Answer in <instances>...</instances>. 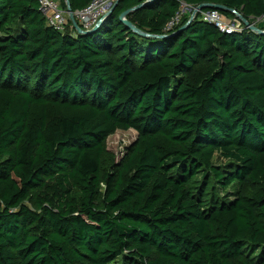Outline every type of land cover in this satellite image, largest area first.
Wrapping results in <instances>:
<instances>
[{
	"label": "trees",
	"instance_id": "1",
	"mask_svg": "<svg viewBox=\"0 0 264 264\" xmlns=\"http://www.w3.org/2000/svg\"><path fill=\"white\" fill-rule=\"evenodd\" d=\"M146 1L83 34L0 0V264H264V33L166 29L184 1L264 31V0H155L142 35Z\"/></svg>",
	"mask_w": 264,
	"mask_h": 264
},
{
	"label": "built area",
	"instance_id": "2",
	"mask_svg": "<svg viewBox=\"0 0 264 264\" xmlns=\"http://www.w3.org/2000/svg\"><path fill=\"white\" fill-rule=\"evenodd\" d=\"M39 8L46 18V21L49 26L54 29L64 32L66 31V27L71 20L70 13L68 12V8L64 9L61 7L58 0H38ZM116 0H92L91 3L84 9L76 10L73 12V16L81 28L82 31L92 29L98 21H100L103 17H106L108 14L112 13V9L115 6ZM186 2H181V7H183ZM191 6V5H190ZM181 7L178 13L169 21L166 29H172L179 23H181L182 13ZM192 10V18H196L199 16L202 20L206 22H210L215 24L222 32L231 33L234 31H242L244 28H250V26H242L239 24L230 23V21L226 19L227 16H224L218 9L210 8L209 10H205L196 6L191 7ZM238 21H243L241 18ZM73 23V21H72ZM73 29L75 31L77 28L74 23L72 24ZM78 31V30H77Z\"/></svg>",
	"mask_w": 264,
	"mask_h": 264
},
{
	"label": "rangeland",
	"instance_id": "3",
	"mask_svg": "<svg viewBox=\"0 0 264 264\" xmlns=\"http://www.w3.org/2000/svg\"><path fill=\"white\" fill-rule=\"evenodd\" d=\"M196 6L199 7L198 5H191L190 4H184L183 7H181V13H182V18H189L188 20L193 17L192 15V10L191 7ZM234 15L227 16L226 19L227 21L229 20L230 23H235L240 24L242 26H246L244 21H238L240 20V17L238 13H235L232 11ZM199 17V16H197ZM200 18V17H199ZM194 19V18H193ZM201 19V18H200ZM204 20V19H203ZM189 21L186 23L188 24ZM254 30V29H252ZM256 31V30H254ZM137 131L134 129H129L127 131L119 130L113 135L109 136L107 141H106V150H107V156L105 158V165L108 164V161L112 159V157H116L117 160L121 159L124 157L127 152L129 151L130 146L136 141L137 139ZM214 161L217 162V164H224L226 163V159L218 154L215 155ZM109 165V164H108Z\"/></svg>",
	"mask_w": 264,
	"mask_h": 264
},
{
	"label": "water",
	"instance_id": "4",
	"mask_svg": "<svg viewBox=\"0 0 264 264\" xmlns=\"http://www.w3.org/2000/svg\"><path fill=\"white\" fill-rule=\"evenodd\" d=\"M119 1H120V0H116V2H115V6L119 3ZM153 1H155V0H148V1L144 2V3H142L141 5H138V6H136V7H133V8H131V9H129V10H126L124 13H122V15H121V19H122V20L125 22V24H126L130 29H132L133 31L138 32V33H140V34H142V35H148L147 33H145V32H143V31L139 30V29H138L135 25H133L131 22H129V21L127 20L126 16H127V14H129L130 12H132L133 10H135V9H137V8H140L141 6H144V5H146V4L150 3V2H153ZM66 3H67L68 12L70 13L71 20L73 21V23H74L75 27L77 28V30H78L79 32H82L83 34H90V33L95 32V31L98 30V29H99V28L105 23V21L111 16V13H110V14H108L106 17H103L100 21H98V23H97L92 29H90V30H86V31H82L81 28L78 26V24H77V22H76V20H75V18H74V16H73V11H72V9H71V7H70V4H69L68 0H66ZM115 6L113 7V9L115 8ZM204 7L220 8V7H222V6H221V5H213V4H209V5H203V4H202V5H199V8H202V9H203ZM113 9H112V10H113ZM238 15H239V17L245 22V24H246L247 26H250L251 29L256 30V32L264 33V31H261V30L257 29V28L255 27V25H254L253 23H250L245 17H243V15H241V14H239V13H238ZM192 20H193V18L190 19V21H192ZM190 21H189V22H190ZM188 24H189V23H188ZM188 24H186V25H185L184 27H182L181 29L186 28V26H187Z\"/></svg>",
	"mask_w": 264,
	"mask_h": 264
}]
</instances>
